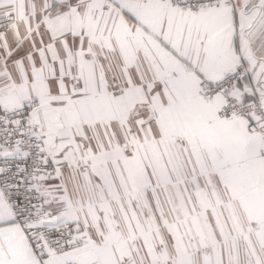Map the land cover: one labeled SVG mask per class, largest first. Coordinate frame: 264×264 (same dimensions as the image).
<instances>
[{
	"label": "snow or ice",
	"instance_id": "snow-or-ice-1",
	"mask_svg": "<svg viewBox=\"0 0 264 264\" xmlns=\"http://www.w3.org/2000/svg\"><path fill=\"white\" fill-rule=\"evenodd\" d=\"M0 264H264V0H0Z\"/></svg>",
	"mask_w": 264,
	"mask_h": 264
}]
</instances>
